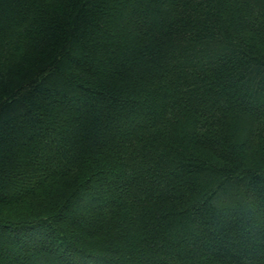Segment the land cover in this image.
I'll return each instance as SVG.
<instances>
[{
	"label": "trees",
	"instance_id": "16d2710c",
	"mask_svg": "<svg viewBox=\"0 0 264 264\" xmlns=\"http://www.w3.org/2000/svg\"><path fill=\"white\" fill-rule=\"evenodd\" d=\"M0 264H264V0H0Z\"/></svg>",
	"mask_w": 264,
	"mask_h": 264
}]
</instances>
